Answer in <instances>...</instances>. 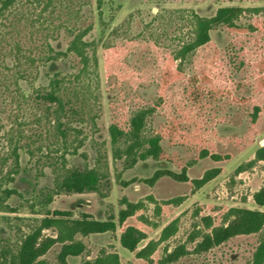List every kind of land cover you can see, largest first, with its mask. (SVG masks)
I'll return each mask as SVG.
<instances>
[{
	"label": "rangeland",
	"instance_id": "obj_1",
	"mask_svg": "<svg viewBox=\"0 0 264 264\" xmlns=\"http://www.w3.org/2000/svg\"><path fill=\"white\" fill-rule=\"evenodd\" d=\"M71 1H57L55 10L61 19L67 17ZM84 1L89 5L82 12L94 23L86 38L96 42L97 85L79 94L88 120L73 125L81 130L78 135L84 141L76 153L65 156L68 166L78 168L93 167L102 157L108 178L98 192L56 195L48 208L39 204V189L53 181V172L45 163L46 152L51 148V155L59 156L63 149L54 145L51 117L33 99L35 91L47 83L44 68L38 69L36 61L28 66L21 59L26 77L18 85L14 83L15 69L22 70L15 65L17 48L33 59L47 54V47L39 45L41 28L28 25L33 15L23 7L26 20L9 25L8 19L0 28V154L6 152L11 136L22 146L18 150L19 174L11 183L18 193L9 199L15 211L0 212V258L4 250L8 257L15 252L20 237L47 216L46 209H72L67 218H78L83 212L90 218L112 221L115 228L76 233L74 240L83 249L67 256V264L92 261L102 253H116L120 264H163L164 256L178 245L190 252L167 264H250L261 233L231 238L200 254L191 251L201 239L198 232L208 230L207 225L221 224L230 208L264 210V204L253 200V194L264 188V160L255 157L264 144V90L257 82L259 61L264 59V26L243 33L216 28L211 31L213 45L194 52L183 64L182 77L164 91L160 74L167 57L189 31L182 15L193 10L210 16L220 6H238L243 9L239 23L262 25L264 0H105L103 22L96 0ZM59 34L54 37L64 45L65 32ZM48 40L52 46L58 43ZM78 65L70 56L63 68ZM193 74L206 90L215 93L205 94L198 102L188 101L185 93ZM160 96L162 100L147 118V133L164 134L170 123L179 120L178 131L161 139L159 159H138L127 167L124 157H113L109 126H127L137 109L154 106ZM255 106L259 112L253 121ZM207 172L216 174L200 184ZM173 220L177 231L161 240L163 228ZM126 226L144 233L134 250L120 243ZM56 235V228H45L41 239ZM150 240L158 243L149 261L136 252ZM61 250L62 243L55 242L37 260L61 264Z\"/></svg>",
	"mask_w": 264,
	"mask_h": 264
},
{
	"label": "trees",
	"instance_id": "obj_2",
	"mask_svg": "<svg viewBox=\"0 0 264 264\" xmlns=\"http://www.w3.org/2000/svg\"><path fill=\"white\" fill-rule=\"evenodd\" d=\"M58 0H0V28H3L9 19V25H13L16 20L20 23L25 19L23 7H27L32 28H41L39 31L43 35L39 45L47 47L46 56H39L36 59L31 58L15 50L17 59L16 67L12 74L14 83L18 85V80H24L27 69L21 63V59L28 63V66H42L48 76L46 85L38 88L34 94V102L37 107L44 108L46 116L51 117V128L55 137V146L63 149L59 156L51 155V148H48L45 155V163L53 172V181L50 185L41 187L39 190V204L48 208L54 196L69 193L98 192L102 182L108 177V167L102 157L99 156L97 163L93 167H71L65 154L67 152L76 153L77 149L83 144L84 138H79L81 130L73 123H84L87 118L84 117V107L80 92L84 89L91 91L92 84L97 85V55L96 42L87 39L88 33L94 27V23L89 20V16L84 14L83 8L89 3L84 0H72L68 6L67 17L61 19L56 12V3ZM61 2V1H60ZM99 10L100 19L103 22V7L105 0H96ZM77 3V4H76ZM78 6V7H77ZM243 9L238 6H220L215 13L210 16L199 15L195 11H190L187 15H182L189 24L188 33L182 37L178 48L170 54L161 69L160 88L165 90L173 81L180 79L183 75V64L189 61L191 55L198 49L213 45L211 40V31L216 28H225L230 32L243 33L248 30L254 31L256 28H263V24L249 23L243 25L239 23V18ZM88 20V21H87ZM61 31L65 32L66 42L61 45L58 36ZM58 40V43L51 45L48 39ZM20 55V56H18ZM70 56H74L78 61V67H71V70L64 69L63 64ZM177 61V62H176ZM176 63V64H174ZM19 64V65H18ZM175 65V66H174ZM264 59L259 61L258 66V88L264 90ZM189 86L186 89L185 97L190 102H198L205 94L215 93L207 89L200 83L196 74L189 77ZM162 100L158 99L154 106H146L137 109L129 118L127 126H120L112 123L109 126V135L111 139L113 157L115 159L124 157L126 166L131 167L138 159L153 158L159 159L162 155L160 141L163 137L171 136L178 131L177 124L170 123L166 133L156 134L147 133V118L153 113L155 107ZM79 102L80 104H78ZM82 104V105H81ZM43 106V107H42ZM259 112L257 106L254 107L252 120L255 121ZM186 117V116H185ZM94 123V116H89ZM39 122V119H38ZM72 136V140H69ZM12 137V136H11ZM8 138V147L5 153L0 154V212L15 211L9 204V199L18 191L11 183L15 181L16 174L20 170L19 139L12 140ZM53 145V146H54ZM57 148L54 151L57 152ZM257 159L264 160V144L259 146L255 152ZM51 162H50V160ZM155 174L156 176L159 175ZM216 172H207L200 180L203 184L210 179ZM253 200L259 205L264 204V188L253 194ZM47 216L41 220L36 228L23 235L19 239L15 252L8 257V252L4 250L0 264H47L43 260H37L47 249L55 242L62 243V250L59 254L61 264H67L66 257L78 255L83 249L79 241L74 240L76 233L89 234L95 232H104L115 228L112 221H102L90 218L81 212L80 217L70 219L73 213L72 209L68 210H51L46 209ZM49 215V216H48ZM54 227L57 229L55 237H46L41 239L42 229ZM208 230L198 235L201 239L196 242L193 253L207 252L214 247L221 246L231 238L237 236H248L251 234L261 233L260 240L254 247L251 255L250 264H264V210L249 209L242 207L230 208L223 222L216 226L207 225ZM177 231L176 220H173L165 226L161 232L160 239L166 240ZM144 233L135 226H126L120 236L121 245L128 249H136L138 243L144 238ZM158 241L150 240L145 246L140 248L136 255L145 260H151L150 255L153 253ZM184 245H178L175 249L168 252L161 263L167 264L177 261L181 256L189 253ZM4 261V262H2ZM82 264H120L119 257L116 253H102L92 261H84ZM130 264V263H129Z\"/></svg>",
	"mask_w": 264,
	"mask_h": 264
}]
</instances>
